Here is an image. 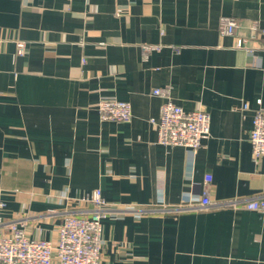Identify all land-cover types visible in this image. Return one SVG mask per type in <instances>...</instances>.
<instances>
[{"label": "crops", "instance_id": "crops-1", "mask_svg": "<svg viewBox=\"0 0 264 264\" xmlns=\"http://www.w3.org/2000/svg\"><path fill=\"white\" fill-rule=\"evenodd\" d=\"M254 24L264 0H0V230L56 243L100 190L101 264H264V213L186 208L206 190L214 203L264 198L249 141L264 109ZM156 89L210 115L203 148L158 143ZM105 100L130 103L131 121H102Z\"/></svg>", "mask_w": 264, "mask_h": 264}, {"label": "built area", "instance_id": "built-area-1", "mask_svg": "<svg viewBox=\"0 0 264 264\" xmlns=\"http://www.w3.org/2000/svg\"><path fill=\"white\" fill-rule=\"evenodd\" d=\"M238 23L234 18L222 17L220 33L223 36H235ZM253 38L264 37V29L256 24L252 27ZM247 40L238 38L236 47L246 48ZM156 46H145V53L156 50ZM26 44L17 42V54L23 56ZM155 95L163 96L165 102L161 108L159 120H152L157 129L158 143L164 146H181L193 152L204 147L210 136V115L198 109L186 112L181 106L172 102L169 92L156 89ZM244 104L243 109H248ZM99 114L102 121L130 122L132 119L131 104L118 100L100 102ZM253 156L257 160L264 156V109H259L250 135ZM212 178H206L209 184ZM83 200L93 205L89 217L68 215L59 229L56 243L45 240L29 239L17 224L9 232L0 230V264H101L103 248V220L110 214V205L102 198L100 190ZM245 209L264 213V198L252 200H228L214 203L206 190L203 196L189 206L188 210H208L210 208ZM181 208H185L181 206Z\"/></svg>", "mask_w": 264, "mask_h": 264}]
</instances>
